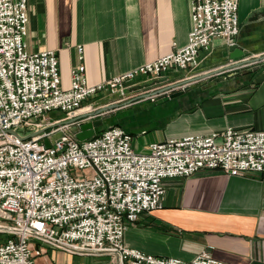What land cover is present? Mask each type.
I'll return each instance as SVG.
<instances>
[{"label":"built area","instance_id":"obj_1","mask_svg":"<svg viewBox=\"0 0 264 264\" xmlns=\"http://www.w3.org/2000/svg\"><path fill=\"white\" fill-rule=\"evenodd\" d=\"M237 5L238 0H191L185 45L174 44L164 56L96 84L87 83L78 45L80 62L70 70V86L61 88L56 51L26 48L27 0H0V264H36L44 245L77 255L109 254L117 264H231L209 250L189 261L145 253L125 243L124 231L162 205L166 178L209 169L264 173V129L226 127L167 138L151 142L145 152L133 148L132 134L121 125L84 140L75 134L81 123L115 105L109 100L97 107L90 100L99 94L116 101L146 95L153 90L144 89L147 81L191 69L213 40L233 45ZM260 73L264 77V63ZM137 77L144 86L134 82ZM55 110L58 117L47 115ZM80 114L86 117L69 122ZM25 128L31 133L21 135Z\"/></svg>","mask_w":264,"mask_h":264},{"label":"crops","instance_id":"obj_2","mask_svg":"<svg viewBox=\"0 0 264 264\" xmlns=\"http://www.w3.org/2000/svg\"><path fill=\"white\" fill-rule=\"evenodd\" d=\"M190 2L27 0L24 41L30 52L56 51L61 88L70 86V70L80 62L76 47L82 45L87 83L96 84L164 56L174 44L185 45L191 28ZM237 19L234 44L242 55L231 59L229 46L215 39L208 52L200 51L191 69L168 70L160 79L174 84L185 80L181 74L190 75L186 79L192 87L167 94L180 92L178 107L171 111L167 104L148 99L131 104L149 107V116L155 117L149 144L221 132L226 127L264 129V77L260 73L264 0H238ZM134 82L145 85L141 77ZM108 100L103 93L90 101L101 108ZM164 189L159 208L127 224L124 241L128 246L186 261L209 250L214 258L231 264H264V173L228 175L217 169L200 170L166 178ZM80 257L76 264H117L109 254Z\"/></svg>","mask_w":264,"mask_h":264},{"label":"rangeland","instance_id":"obj_3","mask_svg":"<svg viewBox=\"0 0 264 264\" xmlns=\"http://www.w3.org/2000/svg\"><path fill=\"white\" fill-rule=\"evenodd\" d=\"M183 80L182 84L179 83L177 87L170 89V91L174 90H182L184 87H192V83H190V80H187L186 78L190 76L188 73H183L181 74ZM168 86L170 84L167 83V81L162 80H157V81H147V85L144 86V89L149 90L154 89V88H159L162 86ZM164 86V87H165ZM154 87V88H153ZM189 87V88H190ZM163 88V87H162ZM157 90H152L146 95L142 94H135L133 97H129L126 100H121V101H116L111 99L110 97L109 100L110 102H114V107L110 108V110L105 111L104 117H102L101 124L98 126V128H103V127H108L110 125H121L125 129H127L130 132H133V139H132V145L134 149L138 152H143L145 150V147H148L149 144V136L152 133L151 131L155 132L154 129V122H155V117L154 116H149V107H146L145 109L141 106L139 107H131L132 103L135 102L136 100H151L155 101L158 100L160 103L163 102L169 106L171 111L179 106L180 100L182 95L177 94L173 97H169L166 100H163V97L158 96V97H147V95H154L156 94ZM162 96H167V95H162ZM108 100V102H109ZM116 101V102H115ZM127 105V106H126ZM61 113L58 111H51L47 113L48 116L51 118L58 117ZM100 118V116L96 117ZM151 120H150V119ZM95 119V118H93ZM115 123V124H114ZM153 129V130H149ZM19 133L21 135H28L31 133V130L29 128L25 129H19ZM78 173H82L81 171H78ZM5 237L4 234H0V240ZM46 247V253L41 255L40 257L35 258L36 264H46L47 262H54V263H63V264H76L79 259L81 258L80 255L64 251L61 249H56V248H51L47 245H44Z\"/></svg>","mask_w":264,"mask_h":264},{"label":"water","instance_id":"obj_4","mask_svg":"<svg viewBox=\"0 0 264 264\" xmlns=\"http://www.w3.org/2000/svg\"><path fill=\"white\" fill-rule=\"evenodd\" d=\"M229 51H230V58L231 59H235L238 58L240 55H242V52L238 51L236 48V45H230L229 46ZM183 81L174 83V84H170L168 86H165L163 88H160L159 90H157V92L155 93H160L169 89H173L175 87H177V85H179V83L182 84ZM180 92H174L170 95H167L164 99H168L169 97H173L175 95H177ZM114 105L111 106V108H113ZM86 117L85 114H80L78 116H76L75 118H73L72 120H70L69 122H76L79 120H83ZM102 122V118H98L95 120H90V121H86L80 124V130L76 132V138L79 140H84L87 138L92 137L95 134V128L98 127ZM46 145L48 146V142L46 141Z\"/></svg>","mask_w":264,"mask_h":264},{"label":"bare ground","instance_id":"obj_5","mask_svg":"<svg viewBox=\"0 0 264 264\" xmlns=\"http://www.w3.org/2000/svg\"><path fill=\"white\" fill-rule=\"evenodd\" d=\"M82 110H84V109H82Z\"/></svg>","mask_w":264,"mask_h":264},{"label":"trees","instance_id":"obj_6","mask_svg":"<svg viewBox=\"0 0 264 264\" xmlns=\"http://www.w3.org/2000/svg\"><path fill=\"white\" fill-rule=\"evenodd\" d=\"M130 132V131H129Z\"/></svg>","mask_w":264,"mask_h":264}]
</instances>
